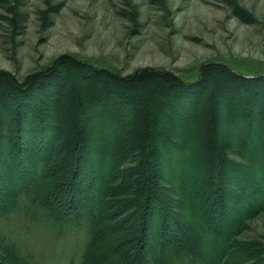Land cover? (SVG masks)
Returning <instances> with one entry per match:
<instances>
[{
	"label": "trees",
	"instance_id": "obj_1",
	"mask_svg": "<svg viewBox=\"0 0 264 264\" xmlns=\"http://www.w3.org/2000/svg\"><path fill=\"white\" fill-rule=\"evenodd\" d=\"M87 71L90 76H86ZM67 78L75 81L69 85ZM89 78L91 81L87 82ZM97 79L104 80L103 87L95 86ZM217 79L242 86L248 92L239 96L237 90L224 88L226 85L218 84ZM30 83L32 86L28 87L10 73L0 71V167L13 171L24 161L22 184L17 178L4 194L0 191V254L6 264H60L47 259L46 253L83 227L87 235L78 262L71 259L63 264H264V246L257 240L240 239L247 222L264 212V184L261 174H256L251 165L264 147L263 74H243L214 63L208 72L200 73L197 82L152 69L124 77L66 58L54 62L49 70L34 74ZM213 84L215 89H210ZM111 85L119 91L108 88ZM67 89L77 92L69 97V118L75 127H83L74 141L82 149L70 148L71 166L63 169L62 164L59 170L58 164L67 153L58 154L65 145L57 136L60 113L54 102L55 96ZM131 92L135 102L144 105L145 117L146 109L151 104L156 106L150 131L155 143L138 133L142 120L127 129L119 127L120 116H114L119 106H114ZM145 93L155 98L145 102ZM87 96L92 99L89 103ZM15 97L19 100L15 101ZM183 99L187 105L179 107ZM215 101L223 108L219 105L220 112L210 114L207 107ZM123 116L129 119V115ZM239 128L249 130L251 137L243 135ZM48 131L50 137L41 146L36 144L34 139L41 135L44 138ZM120 132L129 133V139L134 140L126 145L117 143L118 148H113L112 137ZM179 133H184L183 143L178 142ZM196 133L201 138L198 144L192 140ZM21 134L26 139L25 159L21 156ZM239 138L241 142L237 143ZM87 139L93 146L89 143L83 147ZM84 149L93 155L87 159L93 188L81 197L77 211L57 212L49 201L57 168L63 174L57 181L67 182L68 172L80 167ZM205 152L208 158L203 155ZM113 153L118 157L112 162ZM206 161L212 167L202 174L200 164ZM200 175L205 180L202 188ZM120 189L122 192L117 194ZM121 196L126 201L116 205L122 208L120 213L133 216L140 229V234H134V247L125 253L121 252L126 245L125 236L109 237L104 228L112 215L110 204ZM199 199L207 203L203 213ZM215 207L220 208L216 217L210 215ZM220 210L228 214L224 224ZM194 212L197 214L192 220L189 215ZM140 235L151 245L136 247L141 242ZM62 256L65 253L54 255L59 260ZM112 257L117 260L111 262Z\"/></svg>",
	"mask_w": 264,
	"mask_h": 264
},
{
	"label": "rangeland",
	"instance_id": "obj_2",
	"mask_svg": "<svg viewBox=\"0 0 264 264\" xmlns=\"http://www.w3.org/2000/svg\"><path fill=\"white\" fill-rule=\"evenodd\" d=\"M66 58L77 59L95 69H108L124 77H130L140 70L152 69L173 73L187 82H197L200 73L208 72L209 66L214 63L227 65L243 74L264 75V0H0L1 72L10 73L21 84L25 83L29 87L30 77L49 70L54 62ZM86 76H90L88 71ZM73 81L75 79L67 78L69 85ZM86 81L91 80L89 78ZM217 82L223 86L226 85L224 88L228 90H237L239 96L248 92L242 86L234 85L230 81L224 82L223 79H217ZM102 83H104L103 79H97L95 86L103 87ZM108 88L119 91L115 85ZM213 88L215 89V84L210 89ZM39 89L41 90V87ZM221 90L225 91L223 88ZM66 91L55 96L57 102H54L60 113L57 136L65 145L64 150L59 151L58 154L61 156L67 153L64 161L58 164L59 170L62 164L63 169L65 166H71L69 164L70 148L75 146L76 149H82L74 141L83 127L80 125L75 127L76 124L72 125L69 118L72 104L69 97L77 92L71 89ZM22 92H24L23 89ZM132 94L131 92L130 95H126L123 102L120 101V104L114 106H119L118 113L114 115L120 116L119 127L127 129L128 125H138V122L142 120L138 133L145 135L144 140L147 141L146 138H148L150 143L154 142L150 131L156 106L151 104L149 109H146L147 117H145L144 105L135 102L137 100ZM79 97L86 99L84 96ZM153 97L154 95L145 93L142 98L146 102L151 101ZM15 98V101L19 100L18 97ZM87 100V103L92 101L88 96ZM182 102L181 106L178 105L179 107L187 105L184 99ZM214 103V105L210 103L207 107L210 114L220 112L218 109L221 104L217 101ZM255 110H259L258 107ZM126 114L129 115V119L124 118L123 115ZM111 115L110 112L109 116ZM146 124L149 125L148 128ZM181 124L187 126L185 122ZM239 130L243 135L248 134L246 137H251L249 130L241 128ZM166 131L163 130L164 133H167ZM194 132H196L195 128ZM46 133L47 136L45 135L44 138L41 135L34 139L36 144L39 143L41 146L46 137H50L49 131ZM179 134L178 142L183 143L184 133ZM40 139L42 141H39ZM158 139H162V136L158 135ZM133 140V138L129 139V133H116L112 137L114 144L112 146L118 148L115 144L126 145ZM192 140L198 144L201 140L199 133L193 134ZM249 141L254 144L253 140ZM25 142L26 139H23L21 134V156L24 159L23 148L27 149ZM239 142H241L240 138L237 140V143ZM89 143L91 141L87 139L85 145L80 144L86 148L90 146ZM245 145L244 143L243 146ZM44 146L47 147V144H43ZM260 151L262 153L259 159L254 158L251 165L252 170H256V174H261V182L264 184V147H261ZM113 154H111L112 162L118 157V154ZM203 155L208 158L206 152ZM91 158L93 155L89 149L88 152L84 149L79 159L80 167L78 169L75 167L68 172L70 176L67 182L66 180L57 181L58 176L63 175L57 168V180L49 196V201L57 208V212L77 211L81 197L92 190L93 184L89 183V176H92L89 171L91 167L87 161ZM23 164L22 159L21 165L18 163L19 166L17 165L13 171L0 167V191L3 194L8 186L11 187L15 179H21L22 184ZM200 166H202L200 173L204 174L209 172L212 164L206 161ZM200 179L199 188H202L205 180L202 181L201 175ZM116 183H114L115 187ZM119 183L120 181L117 184ZM225 183L228 185L229 181L226 180ZM122 190H118L117 194H120ZM122 199V196L116 197L114 203H109L112 205L110 209L112 215L111 219L108 217L105 221L104 228L109 233V237L125 236L126 245L121 249V252L125 253L134 247L133 240L136 234H140V229L133 216L120 213L122 208L118 206L126 201ZM198 201L203 213L202 209L207 207V203L201 199ZM219 209L215 207L210 215L216 217ZM196 212L190 213L189 217L192 220H195ZM219 213L224 224L228 214L225 215L224 210H220ZM185 215H187L186 212ZM222 228L225 229V226ZM76 231L74 237L57 242L56 247H52L46 253V258L51 261L58 260L60 264L68 263L71 259L78 262L87 232L84 227L83 230ZM191 233L194 235V231ZM139 238L141 242L139 241L136 247L144 248L146 245H151L145 237L140 235ZM240 239L257 240L264 246V212L247 222V229ZM58 252L65 253V257L62 256L60 260L59 257H54ZM68 254L72 257H67ZM116 260L117 257L110 258L111 262ZM0 264H6L1 254Z\"/></svg>",
	"mask_w": 264,
	"mask_h": 264
}]
</instances>
